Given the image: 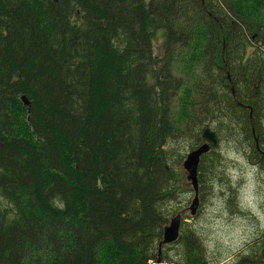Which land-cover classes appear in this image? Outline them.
I'll return each instance as SVG.
<instances>
[{"label": "trees", "instance_id": "obj_1", "mask_svg": "<svg viewBox=\"0 0 264 264\" xmlns=\"http://www.w3.org/2000/svg\"><path fill=\"white\" fill-rule=\"evenodd\" d=\"M213 111L264 165V0H0V264H203L158 209Z\"/></svg>", "mask_w": 264, "mask_h": 264}, {"label": "clouds", "instance_id": "obj_2", "mask_svg": "<svg viewBox=\"0 0 264 264\" xmlns=\"http://www.w3.org/2000/svg\"><path fill=\"white\" fill-rule=\"evenodd\" d=\"M208 128L216 143L199 172L197 187L169 181L162 191L171 193L159 205L165 217L186 211L196 200L197 211L186 218L184 232L198 245L203 264H239L258 249L264 238V165L255 158L251 141L230 113L213 111L197 129ZM185 136L170 145L183 157L194 146ZM175 158V157H174ZM177 174L182 169L175 168ZM0 207L10 210L8 219L17 218L14 203L0 196ZM167 264H187L183 242L170 246Z\"/></svg>", "mask_w": 264, "mask_h": 264}, {"label": "water", "instance_id": "obj_3", "mask_svg": "<svg viewBox=\"0 0 264 264\" xmlns=\"http://www.w3.org/2000/svg\"><path fill=\"white\" fill-rule=\"evenodd\" d=\"M21 101L24 105L28 103L24 96H21ZM201 137L204 143L199 145L194 150L190 151L186 155L182 163L183 169L186 172V179L192 185L193 188L197 187V167L200 157L207 153L210 147H213L216 143V138L214 137V134L206 127L203 129ZM196 203V200H193L192 205H190L189 207L191 215L195 214V212L197 211ZM180 223L181 215L177 213L170 219L169 224L163 228L162 241L158 248V254H160L161 252L162 244H171L177 240V237L179 235ZM157 262H159V259Z\"/></svg>", "mask_w": 264, "mask_h": 264}, {"label": "rangeland", "instance_id": "obj_4", "mask_svg": "<svg viewBox=\"0 0 264 264\" xmlns=\"http://www.w3.org/2000/svg\"><path fill=\"white\" fill-rule=\"evenodd\" d=\"M155 55H159L160 54V51L159 50H157V49H155V53H154ZM263 130H264V125H263ZM206 158L207 157H205V158H203V161H202V164H203V162L206 160ZM180 169H182V172L180 173L181 175H182V181L183 182H186V186L187 185H190V183L187 181V179H186V172H185V170L183 169V167H182V163L180 164ZM180 215H181V223H180V234L182 235L183 233H184V226H185V223H186V218L189 216V215H191L190 214V211H189V209L188 210H186V211H180V212H178ZM177 214V213H176ZM196 242V241H195ZM172 245H175V244H172ZM172 245H170V246H172ZM170 246L169 247H163V252L165 253V255H166V252H167V250L170 248ZM167 256V255H166Z\"/></svg>", "mask_w": 264, "mask_h": 264}, {"label": "bare ground", "instance_id": "obj_5", "mask_svg": "<svg viewBox=\"0 0 264 264\" xmlns=\"http://www.w3.org/2000/svg\"><path fill=\"white\" fill-rule=\"evenodd\" d=\"M188 153H189V152H188ZM188 153H187V154H188ZM191 186H192V185H191ZM169 222H170V221H169ZM168 224H169V223H168ZM168 224H167V225H168ZM164 227H165V226H164ZM162 234H163V233H162Z\"/></svg>", "mask_w": 264, "mask_h": 264}]
</instances>
